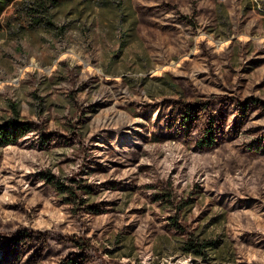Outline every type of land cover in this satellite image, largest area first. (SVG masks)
<instances>
[{
    "label": "rangeland",
    "instance_id": "rangeland-1",
    "mask_svg": "<svg viewBox=\"0 0 264 264\" xmlns=\"http://www.w3.org/2000/svg\"><path fill=\"white\" fill-rule=\"evenodd\" d=\"M35 1L0 20V122L36 126L0 146V224L87 237L88 264H264V0H61L41 22ZM210 97L234 107L227 138H173L162 107ZM79 177L102 186L93 214L63 192ZM191 239L207 257L184 253Z\"/></svg>",
    "mask_w": 264,
    "mask_h": 264
},
{
    "label": "trees",
    "instance_id": "trees-1",
    "mask_svg": "<svg viewBox=\"0 0 264 264\" xmlns=\"http://www.w3.org/2000/svg\"><path fill=\"white\" fill-rule=\"evenodd\" d=\"M18 0H0V20L8 10ZM61 0H36L35 6L28 7L26 14L31 17V20L41 22L50 12L51 7L59 5ZM231 101L216 100L214 98H206L204 100H197L194 102H185L183 104H173L168 110L166 105L162 107L161 114L166 116V130L169 131L173 138L185 136L195 142V146L202 148H213L217 142L227 138V127L230 126V119L234 107L230 105ZM250 103L241 104V115L239 116L238 126L235 135L238 133L240 127L251 119ZM36 129L33 124H22L17 118H11L7 121L0 122V146L17 145L21 139ZM150 140L162 141V137L156 134H149ZM133 138L125 139V143L121 140L119 145L124 146L123 149L125 157L137 162L141 153V146L138 142H133ZM149 138L146 139V141ZM264 144V138H263ZM108 149L118 148L113 144L107 146ZM76 188H66L63 190L68 195L70 203L76 205V208L83 211V214H93L94 207L89 205L85 196L90 195L94 191H98L102 186H90L84 178L79 177L76 180ZM103 187L108 189H118L121 187L118 183L105 184ZM82 214V215H83ZM180 226V225H179ZM179 232L184 236L191 237L193 232L188 230L187 225L179 227ZM60 238H62L60 236ZM74 243L68 244L58 243V238L55 240L45 230H35L32 227H24L16 230L12 229V225L2 223L0 224V264H35L48 259L52 253L60 252V260L58 264H88V255L95 252L90 239L87 237L69 238ZM75 247V252L65 254L63 248L69 246ZM185 254L201 255L207 257L210 251L211 244L202 241L201 243L188 241L183 246ZM96 264H102L97 262Z\"/></svg>",
    "mask_w": 264,
    "mask_h": 264
}]
</instances>
